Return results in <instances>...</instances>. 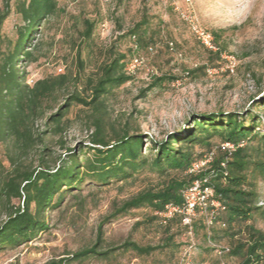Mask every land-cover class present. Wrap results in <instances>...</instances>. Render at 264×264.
Here are the masks:
<instances>
[{
  "label": "rangeland",
  "instance_id": "rangeland-1",
  "mask_svg": "<svg viewBox=\"0 0 264 264\" xmlns=\"http://www.w3.org/2000/svg\"><path fill=\"white\" fill-rule=\"evenodd\" d=\"M56 3L58 12L48 19L38 37L42 45L35 53L37 61L19 64L26 83L70 74L67 90L51 106L62 103V96L84 88L88 76L100 73V68L118 55H124L126 61L139 56L143 65L131 75L130 81L103 98L105 133L109 140H115L127 129L129 135L142 137V152L148 155L151 140L161 141L168 134L182 135L184 129L192 126L194 116L209 114H236L248 125L258 117L260 122L254 131L264 132V0H56ZM13 5L1 30L4 40H14L16 29L23 26ZM175 6L188 10L202 29L217 35L223 54L235 60L233 72L225 68L221 59L211 66L208 52L181 20ZM84 19L95 22V29L91 40L81 44ZM141 21L146 23L142 27L145 34L133 51L132 42L124 34ZM168 42L173 43V52L168 50ZM149 45L153 47L151 51L146 49ZM77 48L83 72L77 67ZM212 68L222 69L209 73ZM174 80H179L178 84ZM147 88L151 89L141 97ZM89 113L88 109L71 107L66 115L70 123L61 136L53 134L51 126L45 128L44 121L37 122L39 131L45 132L44 158L51 167L59 164V157L64 160L67 157L58 144L59 137L79 159L92 155L86 147L93 132L88 128ZM209 142L217 145L220 140L214 136ZM250 142L251 146L256 144L254 140ZM207 150L205 144L194 147L196 154ZM37 154L31 158L36 159ZM0 164H6L2 145ZM174 174L168 169L163 173L144 169L133 180L106 186L85 180L64 194L59 207L46 212L47 231L27 245L0 249V264H46L91 247L98 226L115 205L166 182ZM255 183L257 203L264 212V183L260 178ZM151 216V211L144 208L105 223L102 251L127 240L140 246H163L162 249L142 257L120 250L106 259L90 258L70 264H175L184 255L188 257L187 264L241 263L240 258L218 253L222 248H230V240L214 236L211 229L197 223L190 236L175 224L167 233L156 221H149ZM3 220L0 213V224ZM246 225L264 232V216L255 213L242 227ZM245 236L242 231L233 240Z\"/></svg>",
  "mask_w": 264,
  "mask_h": 264
},
{
  "label": "trees",
  "instance_id": "trees-1",
  "mask_svg": "<svg viewBox=\"0 0 264 264\" xmlns=\"http://www.w3.org/2000/svg\"><path fill=\"white\" fill-rule=\"evenodd\" d=\"M0 2V145L4 147L6 163L0 164V213L4 215L0 224V249L27 245L47 231L46 212L59 207L64 194L75 190L85 180L106 186L111 182L133 180L144 169L160 173L168 169L175 174L166 182L144 189L114 206L113 212L98 226L95 243L91 247L69 258L51 260L46 264L106 259L120 250L132 251L142 257L162 249L163 246H140L127 240L102 251V226L130 211L148 208L152 214L149 221H156L168 233L173 225L181 226L180 217L176 216L166 225H160L157 213L168 204L180 205L183 189L204 176L209 178L214 196L223 206L210 228L214 236L230 240V248H222V253L240 258V264H264V232L252 225L242 227L253 214L264 216L262 205L257 203L255 183L256 178L264 183V132L260 134L254 131L260 122L258 117L251 119L252 124L248 125L236 114L194 116L192 126L184 129L182 135L168 134L161 141L151 140L148 155L142 152V137L129 135L127 129L115 140H109L105 133L103 98L130 81L131 76L124 72V66L132 58L126 61L124 55H118L105 63L100 73L86 78L84 88L62 96V103L53 107L51 102L55 104L59 95L67 90L70 74L50 76L27 84L23 81L24 74L19 64L37 61L35 53L42 45L38 37L48 19L58 12L56 0ZM12 3L23 26L16 29L14 40H4L1 30L10 15ZM82 23L81 44L91 40L95 29V22L91 20L84 19ZM145 24V21H141L124 34L132 42L133 51L138 49L136 42H142L141 36L145 34L142 27ZM213 37L218 50L211 52L204 48L209 54L211 66L216 65L224 53L218 47L217 35L213 34ZM146 49L152 50L153 47L149 45ZM76 63L78 70L83 72L80 48L76 49ZM150 89L143 90L141 97ZM73 106L90 110L88 128L93 132L90 145L86 147L92 155L79 159L65 148L59 137L58 144L67 152V157L66 160L59 157V164L51 167L44 158L42 136L45 132L39 131L37 122L44 121L45 128L51 126L50 131L61 136L70 123L66 115ZM51 110L53 112L49 113ZM214 136L219 137L217 145L209 142ZM251 140L256 144L251 146ZM224 143L233 144L234 151L222 150ZM201 144H205L208 150L196 154L194 147ZM209 152H214L209 167L196 176L187 175L188 166ZM35 153L38 156L32 159ZM197 223L206 228L198 217L193 223V230ZM242 231L246 233L245 238L233 240ZM167 241H171V238Z\"/></svg>",
  "mask_w": 264,
  "mask_h": 264
},
{
  "label": "built area",
  "instance_id": "built-area-1",
  "mask_svg": "<svg viewBox=\"0 0 264 264\" xmlns=\"http://www.w3.org/2000/svg\"><path fill=\"white\" fill-rule=\"evenodd\" d=\"M175 4V3H173ZM174 10L178 13L181 20L188 26L191 33L197 42L206 50L211 52H216L218 50L217 45L214 42L213 35L202 29L194 20L193 16L188 10H180L177 6ZM168 50L174 51V45L171 42L167 43ZM151 51V49H149ZM221 60L225 61V68L230 72H233L235 68V60L232 56H227L225 54L221 55ZM144 60L137 56L132 58L125 66L124 72L127 75H132L134 72L143 65ZM222 68H212L211 71L217 72ZM188 73L185 74L187 76ZM179 80H174V84H178ZM30 81L27 84H32ZM222 150H227L228 152L234 151L235 147L233 144L224 143L221 145ZM214 152H209L202 155L199 159L192 162L186 169V174L189 176H196L206 170L213 160ZM222 167L224 165L222 164ZM182 203L180 205L168 204L157 213L160 225H166V223L172 218L179 216L181 226L186 229L188 235L193 233V223L196 218H201L207 229H210L214 224V219L218 213L223 209L222 203L215 198L213 188L211 187L210 180L208 177L204 176L202 178L194 180L188 187L184 188L181 192ZM222 253L221 250L218 252ZM188 257L184 255L175 264H187Z\"/></svg>",
  "mask_w": 264,
  "mask_h": 264
}]
</instances>
